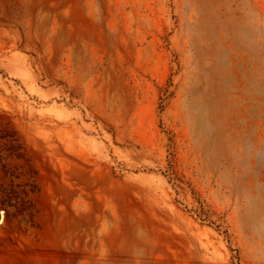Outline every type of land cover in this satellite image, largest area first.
Masks as SVG:
<instances>
[{
  "label": "rangeland",
  "instance_id": "rangeland-1",
  "mask_svg": "<svg viewBox=\"0 0 264 264\" xmlns=\"http://www.w3.org/2000/svg\"><path fill=\"white\" fill-rule=\"evenodd\" d=\"M264 264V0H0V264Z\"/></svg>",
  "mask_w": 264,
  "mask_h": 264
},
{
  "label": "bare ground",
  "instance_id": "bare-ground-1",
  "mask_svg": "<svg viewBox=\"0 0 264 264\" xmlns=\"http://www.w3.org/2000/svg\"><path fill=\"white\" fill-rule=\"evenodd\" d=\"M11 255H9V263L8 264H18L19 263V258L18 255L16 253H14L13 251H11ZM3 258L0 257V260H2Z\"/></svg>",
  "mask_w": 264,
  "mask_h": 264
}]
</instances>
